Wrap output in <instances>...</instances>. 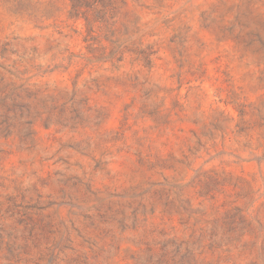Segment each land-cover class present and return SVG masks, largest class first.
<instances>
[{
  "label": "rangeland",
  "instance_id": "rangeland-1",
  "mask_svg": "<svg viewBox=\"0 0 264 264\" xmlns=\"http://www.w3.org/2000/svg\"><path fill=\"white\" fill-rule=\"evenodd\" d=\"M12 1L0 264H264V0Z\"/></svg>",
  "mask_w": 264,
  "mask_h": 264
},
{
  "label": "trees",
  "instance_id": "trees-1",
  "mask_svg": "<svg viewBox=\"0 0 264 264\" xmlns=\"http://www.w3.org/2000/svg\"><path fill=\"white\" fill-rule=\"evenodd\" d=\"M16 6L20 4V0H13L12 3ZM115 5V0H70V17L76 20H79L80 18L84 17L86 20L88 19L89 12L96 11L99 7L102 8L103 12L105 14L108 13L110 9H115L113 7ZM101 10V11H102ZM154 52L149 54H142V57L145 61H147V64H151L150 56L153 55ZM119 62L122 61L121 59H118Z\"/></svg>",
  "mask_w": 264,
  "mask_h": 264
}]
</instances>
